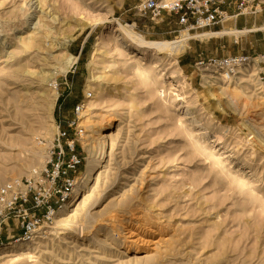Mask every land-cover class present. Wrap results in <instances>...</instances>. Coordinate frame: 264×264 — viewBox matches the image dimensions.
<instances>
[{
    "label": "rangeland",
    "instance_id": "374dc122",
    "mask_svg": "<svg viewBox=\"0 0 264 264\" xmlns=\"http://www.w3.org/2000/svg\"><path fill=\"white\" fill-rule=\"evenodd\" d=\"M139 2L0 0V186L45 166L58 122L92 93L75 200L32 241L0 244V264H264L257 71L226 79L197 64L264 51V0L190 32ZM119 23L148 40L188 36L159 53Z\"/></svg>",
    "mask_w": 264,
    "mask_h": 264
},
{
    "label": "built area",
    "instance_id": "2783aa9c",
    "mask_svg": "<svg viewBox=\"0 0 264 264\" xmlns=\"http://www.w3.org/2000/svg\"><path fill=\"white\" fill-rule=\"evenodd\" d=\"M234 8L241 13L260 9L256 0H140L138 13L160 21L165 16L175 17L184 30L198 31L224 23ZM197 64L233 78L242 68L254 67L258 75L260 94L264 97V51L252 54H229L222 57L199 59ZM85 97L73 109L66 127L59 130L47 152L45 166L30 175L7 180L0 186V244L5 241L29 242L51 226L60 210L75 200L84 157L77 141L84 135L81 115ZM71 132L75 137H71ZM82 144V143H81ZM7 234L6 240L3 239Z\"/></svg>",
    "mask_w": 264,
    "mask_h": 264
},
{
    "label": "bare ground",
    "instance_id": "6f19581e",
    "mask_svg": "<svg viewBox=\"0 0 264 264\" xmlns=\"http://www.w3.org/2000/svg\"><path fill=\"white\" fill-rule=\"evenodd\" d=\"M119 28L122 31L124 38L128 42L134 43L143 49L153 50V51H157L159 53H163L165 51L172 52L174 50H177V48L180 49V46H183L186 44V43L184 44V42H186V39H187L186 37L188 36V35L186 36L183 34L182 37H177V39H174V40H148L133 30L125 29V26L121 23H119ZM223 32H204L202 34H199V36L203 35V37H204V35L207 36V35H213V34H217V33L221 34ZM234 32H237V31H234ZM176 53H177V51H176ZM76 60H77V58L75 56L69 55L64 61V69L63 70L66 72L69 69V67H71L74 64V62ZM37 170L38 169L32 170L31 173H33L34 171H37ZM77 188H78V186H77ZM60 211H62V209Z\"/></svg>",
    "mask_w": 264,
    "mask_h": 264
},
{
    "label": "crops",
    "instance_id": "0c3cea01",
    "mask_svg": "<svg viewBox=\"0 0 264 264\" xmlns=\"http://www.w3.org/2000/svg\"><path fill=\"white\" fill-rule=\"evenodd\" d=\"M199 59H201V57H200ZM197 61H198V60H197ZM70 117H71V116H70ZM70 117H69V118H70Z\"/></svg>",
    "mask_w": 264,
    "mask_h": 264
}]
</instances>
